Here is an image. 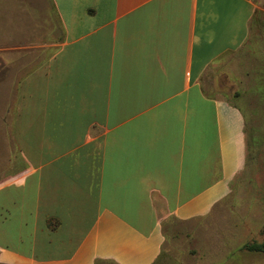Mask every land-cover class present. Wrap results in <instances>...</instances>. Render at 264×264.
<instances>
[{
	"label": "crops",
	"instance_id": "1",
	"mask_svg": "<svg viewBox=\"0 0 264 264\" xmlns=\"http://www.w3.org/2000/svg\"><path fill=\"white\" fill-rule=\"evenodd\" d=\"M49 1L0 118L26 151L0 178V264H154L245 167L264 0Z\"/></svg>",
	"mask_w": 264,
	"mask_h": 264
},
{
	"label": "rangeland",
	"instance_id": "2",
	"mask_svg": "<svg viewBox=\"0 0 264 264\" xmlns=\"http://www.w3.org/2000/svg\"><path fill=\"white\" fill-rule=\"evenodd\" d=\"M49 4V0H0V118H4L5 125H9L11 65L20 70L40 57L41 51L30 50L28 38L42 36L44 20L54 16ZM258 106L264 108V103ZM261 122L264 120L260 119L258 127L247 134L246 164L234 179L229 195L205 218L167 224L162 252L154 264H264L263 253L242 249L244 244L263 238ZM17 147L10 134L0 129V178L12 176L11 157L25 155L26 151Z\"/></svg>",
	"mask_w": 264,
	"mask_h": 264
},
{
	"label": "trees",
	"instance_id": "3",
	"mask_svg": "<svg viewBox=\"0 0 264 264\" xmlns=\"http://www.w3.org/2000/svg\"><path fill=\"white\" fill-rule=\"evenodd\" d=\"M263 238L261 242L246 243L242 249L248 252L263 253L264 254V224L262 228Z\"/></svg>",
	"mask_w": 264,
	"mask_h": 264
}]
</instances>
